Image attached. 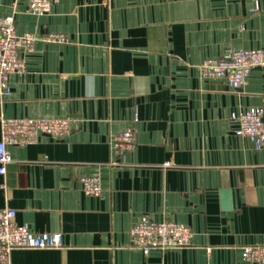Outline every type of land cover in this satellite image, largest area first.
Listing matches in <instances>:
<instances>
[{
	"label": "crops",
	"instance_id": "1",
	"mask_svg": "<svg viewBox=\"0 0 264 264\" xmlns=\"http://www.w3.org/2000/svg\"><path fill=\"white\" fill-rule=\"evenodd\" d=\"M11 13L18 33L67 41L21 51L0 119L69 118L73 128L9 146L0 209L63 240L14 249L11 264H253L241 247L264 244V149L237 135L231 116L264 108V66L231 89L203 80L199 65L264 50V0H58L42 15L28 0H0V16ZM133 127L135 147L115 157L111 138ZM85 174L101 177L100 196L83 191ZM143 215L190 226L191 245L144 254L130 235Z\"/></svg>",
	"mask_w": 264,
	"mask_h": 264
},
{
	"label": "built area",
	"instance_id": "2",
	"mask_svg": "<svg viewBox=\"0 0 264 264\" xmlns=\"http://www.w3.org/2000/svg\"><path fill=\"white\" fill-rule=\"evenodd\" d=\"M58 0H28V11L42 15L49 13ZM66 42L64 35L51 34L40 37L33 33H18L14 13L0 16V94L10 93L9 78L24 69L21 51L29 52L39 40ZM264 66L263 49H232L223 57L209 58L199 65L200 76L205 81H221L231 89L243 88L250 72ZM236 122L235 133L245 136L255 149H264V108L252 107L240 113H233ZM0 175L6 177L7 168L13 157L9 146H26L37 143L43 135L55 139L65 138L73 130L69 118L47 117H1ZM136 145V129L129 128L115 134L110 140L115 157L132 150ZM112 163H115L113 161ZM166 162L165 166H170ZM83 191L88 195L100 196L103 192L98 174H85L80 178ZM7 188L6 182L2 184ZM131 243L144 254L152 251H168L189 247L193 231L190 226L174 220L156 221L147 215L141 216L133 225ZM59 232L35 233L28 225L16 221V210L9 207L0 209V264H11L14 249L62 248ZM241 256L253 264H264V244L243 245Z\"/></svg>",
	"mask_w": 264,
	"mask_h": 264
},
{
	"label": "water",
	"instance_id": "3",
	"mask_svg": "<svg viewBox=\"0 0 264 264\" xmlns=\"http://www.w3.org/2000/svg\"><path fill=\"white\" fill-rule=\"evenodd\" d=\"M224 208L232 209L233 208V201H232V193L229 189H224L222 192Z\"/></svg>",
	"mask_w": 264,
	"mask_h": 264
}]
</instances>
